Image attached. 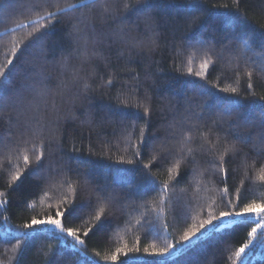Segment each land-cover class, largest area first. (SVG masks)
I'll list each match as a JSON object with an SVG mask.
<instances>
[{
	"label": "trees",
	"instance_id": "1",
	"mask_svg": "<svg viewBox=\"0 0 264 264\" xmlns=\"http://www.w3.org/2000/svg\"><path fill=\"white\" fill-rule=\"evenodd\" d=\"M35 3L0 0V65L30 21L80 0ZM194 7L207 10L198 24ZM57 19L0 85V264H147L145 248L168 244L160 264H264L255 247L236 256L259 217L178 243L229 199L264 203V0H99ZM34 145L44 148L39 168ZM17 172L23 181L9 188ZM70 202L83 218L64 226L83 245L51 229L21 237L33 217ZM96 215L102 224L85 238Z\"/></svg>",
	"mask_w": 264,
	"mask_h": 264
},
{
	"label": "snow or ice",
	"instance_id": "2",
	"mask_svg": "<svg viewBox=\"0 0 264 264\" xmlns=\"http://www.w3.org/2000/svg\"><path fill=\"white\" fill-rule=\"evenodd\" d=\"M193 4H198L199 0H191ZM99 3V0H80L79 7L76 4L72 3H66L64 7H56L55 11H49L46 12L43 16H37V18L33 21L29 22V26L32 27L33 31L29 32L27 34L26 40L21 43H14L13 47L11 48L12 56H5L4 60L5 63L0 65V85L5 83L8 80L9 75L14 71L16 64L19 63V61L24 57L25 53L29 48H31L34 44L37 42L43 41V39L47 36L49 30L51 27H54L55 24L59 23V20L57 17L59 15H67L68 12H76L79 11L80 8H89L95 7V5ZM52 0H36V3L33 5L36 9H42L47 7H52ZM125 7L127 8L128 5L125 4ZM133 7H135L133 5ZM104 11H108V9L105 7ZM193 11H200L202 14L200 17L192 16V22L194 24L200 23V21L203 20V16L207 14L206 9H199L194 7ZM191 15V14H190ZM44 21H51L52 23H44ZM39 25V26H37ZM87 27V26H86ZM78 31H83L82 29H78ZM84 40V49L85 52L87 51L88 46V38L86 36L82 37ZM202 71L196 72L195 75L197 77L203 78L205 76V72L203 70L207 69L209 67V63H204L202 66ZM189 74L192 75V69L188 70ZM251 87V85H249ZM35 95L38 97H43L46 95L45 91H39L34 90ZM222 91H229L228 89H224ZM230 91L236 92V89L233 88ZM207 94L209 96L213 95L211 91H207ZM262 100H264V97H261ZM4 105L0 103V107H3ZM35 110L38 111V105L34 106ZM146 112H148V109H145ZM239 116V114H237ZM35 119V117H33ZM261 126H264V112H261ZM143 134V130H142ZM36 135V133H34ZM238 139H241V142H246L243 138L238 137ZM234 150L232 148H226L225 151H231ZM140 153H134V157L139 155ZM33 155L35 156V162H36V168H39L43 165V159H44V148L43 145H40L39 147L33 146ZM23 164L25 166V172L29 173L32 171H35L34 168H32L30 165L32 163L31 157L29 155L23 156ZM221 161H223V155H221ZM118 163H127V164H133L134 160H127V161H120ZM149 170V164L144 165V169L141 171H144V179L152 181V177L148 175ZM171 172V170H170ZM13 183L9 185V188H13L16 184L21 183L23 181V176L17 172L12 177ZM162 189L164 191H167L170 187L167 182H165L162 186ZM0 195H8V193H0ZM239 201L243 200V196L240 195L238 197ZM5 203H7L5 201ZM225 208L229 210H225L220 212L219 216L217 215H210L208 218L201 220L200 223L192 225L189 227L186 231L183 232L181 236V240L178 243H184V242H191L194 238H196L199 235H202L203 233H206L209 229H212L213 231H218L221 228L225 227V225L222 223L224 220H229L231 223H244L245 218L248 217H259L261 223H257L256 227L252 228L251 231L247 233L249 238H252L255 236L257 232V228L264 227V203H259L256 201H253L251 203H243V206H240V203L233 204L231 199H229V202L225 204ZM238 209V210H235ZM78 213V207L74 203H69V207L64 208L62 210H57L55 213V217L49 215L46 218L38 219L36 217H33L30 223H26L23 225L24 231L20 234L21 237L26 238L32 234V231L39 230V229H51L53 233L55 234L56 238L60 240L61 242L66 237H70L74 240L73 247H76L77 245H83L85 243L84 239L80 238V235L78 234L77 229H73L71 227H65L64 222H71V219H82V216L77 215ZM235 217L236 220H232L231 218ZM186 219V215H185ZM96 224L93 225L92 229H89L88 231H85L83 233L85 238H88L90 233L98 228L102 224V217L100 215L95 216ZM264 235V233H262ZM252 240L249 239L248 244H251ZM248 244H245L243 247L239 248V250L236 252V256L240 257L241 253L245 252V249L248 247ZM174 247L173 244H168L166 247L160 248L155 250L152 253H149V250L147 248L144 249L145 253H148L150 257H153L152 260L148 261L147 264H160V261L155 258L164 257L169 253V250ZM112 260H116L117 257L113 255L111 257ZM57 264H63L62 261H57ZM93 264H99L98 261H93ZM123 264V262H121Z\"/></svg>",
	"mask_w": 264,
	"mask_h": 264
},
{
	"label": "rangeland",
	"instance_id": "3",
	"mask_svg": "<svg viewBox=\"0 0 264 264\" xmlns=\"http://www.w3.org/2000/svg\"><path fill=\"white\" fill-rule=\"evenodd\" d=\"M257 223H261L260 219L257 221ZM257 225V224H256ZM256 227V226H255ZM258 232L264 233V227L257 228V232L254 237L250 238L252 240L251 244H248L249 251L252 252V247H255V252L258 257H261L264 259V235L258 236ZM262 237V240L259 241V239Z\"/></svg>",
	"mask_w": 264,
	"mask_h": 264
}]
</instances>
